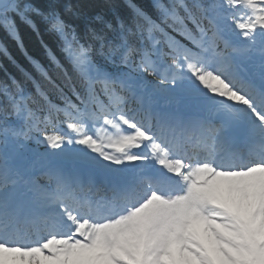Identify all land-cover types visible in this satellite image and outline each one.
I'll return each mask as SVG.
<instances>
[{"label":"snow or ice","instance_id":"1","mask_svg":"<svg viewBox=\"0 0 264 264\" xmlns=\"http://www.w3.org/2000/svg\"><path fill=\"white\" fill-rule=\"evenodd\" d=\"M17 19L50 63L0 44V264H264V0H0L23 50Z\"/></svg>","mask_w":264,"mask_h":264},{"label":"trees","instance_id":"2","mask_svg":"<svg viewBox=\"0 0 264 264\" xmlns=\"http://www.w3.org/2000/svg\"><path fill=\"white\" fill-rule=\"evenodd\" d=\"M34 2L37 3L38 5H43L45 3V0H34ZM123 2L124 0H117V3L121 5H123ZM16 23L20 31V36L24 43V49L21 50L20 47L17 46L16 42L12 40L10 37H8V35L2 29H0V44H2L7 48L9 54L12 56L13 59H15V61L18 64H20L26 70L31 72L33 76L40 83L43 84L44 81L42 77H40L39 73H36L34 71L27 57L30 56L33 59L38 60L46 70H48L50 62L48 61L46 53L44 52L43 48L40 46L39 40L32 32L31 28L28 25L19 21V19H17ZM47 40L49 42V47H51L54 52H57L54 41H52L50 37H48ZM25 53H27V55H25ZM0 66H2L0 67V80L6 79L5 69L7 70V72L16 76L17 79L21 78L15 66L7 59V57L3 55H0ZM49 74L55 75V73L51 71L49 72ZM26 86L28 87L29 90H32V85L30 83L27 84Z\"/></svg>","mask_w":264,"mask_h":264},{"label":"rangeland","instance_id":"3","mask_svg":"<svg viewBox=\"0 0 264 264\" xmlns=\"http://www.w3.org/2000/svg\"><path fill=\"white\" fill-rule=\"evenodd\" d=\"M63 127H64V126H63ZM64 130H65V131H67V129H66V128H65Z\"/></svg>","mask_w":264,"mask_h":264}]
</instances>
